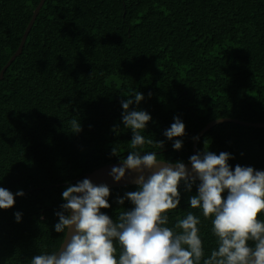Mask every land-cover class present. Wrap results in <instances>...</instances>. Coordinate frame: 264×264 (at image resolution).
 <instances>
[{
    "label": "trees",
    "instance_id": "obj_1",
    "mask_svg": "<svg viewBox=\"0 0 264 264\" xmlns=\"http://www.w3.org/2000/svg\"><path fill=\"white\" fill-rule=\"evenodd\" d=\"M38 2L0 0V70ZM132 91L144 99L129 110L152 117L141 135L153 143L139 150L160 160L188 162L193 137L211 120L264 122V0H44L0 79V187L25 193L0 209V264H31L58 249L64 234L54 231V213L62 192L131 150L121 101ZM173 117L185 124V135L174 138L183 141L180 150L163 135ZM161 140L163 149L155 143ZM204 150L230 153L232 168H264V128L220 122L197 140L196 153ZM198 183L188 192L181 182L180 205L166 213L165 226L189 212L199 217L207 258L217 248L212 218L188 202ZM109 189L111 207L101 212L115 221L132 207L117 197L137 185ZM258 219L264 222V211Z\"/></svg>",
    "mask_w": 264,
    "mask_h": 264
},
{
    "label": "clouds",
    "instance_id": "obj_2",
    "mask_svg": "<svg viewBox=\"0 0 264 264\" xmlns=\"http://www.w3.org/2000/svg\"><path fill=\"white\" fill-rule=\"evenodd\" d=\"M124 96L128 98L121 101V118L132 133L131 150L120 157L119 166H113L109 175L120 182L126 172L136 174L137 189L116 199L118 205L129 201L131 209L114 221L101 212L111 207L107 185H94L87 178L69 184L62 192L64 203L54 213L58 217L54 231L64 234V241L56 251L34 255L31 264H264V222L258 219L264 211V171L239 164L232 168L228 161L234 157L228 152L198 151L189 157V170L182 161L159 160L157 152L140 151L146 142L153 143L141 135L152 117L144 110H129L144 99L142 93L132 91ZM71 127L73 133L81 131L77 120L71 121ZM163 135L172 141L173 150H180L183 141L174 138L185 135V124L173 117ZM155 143L159 149L165 146L163 140ZM111 155L119 156L116 148ZM182 181L188 192L199 181L196 194L188 198L189 205L200 209L205 219L212 218L217 248L207 258L198 235L199 217L189 212L174 228L165 226L166 213L180 205ZM24 195L0 187V209L13 207L15 196ZM21 216L14 213L17 222Z\"/></svg>",
    "mask_w": 264,
    "mask_h": 264
},
{
    "label": "water",
    "instance_id": "obj_3",
    "mask_svg": "<svg viewBox=\"0 0 264 264\" xmlns=\"http://www.w3.org/2000/svg\"><path fill=\"white\" fill-rule=\"evenodd\" d=\"M44 0H39V2L37 3V5L35 6V8L33 9L32 15L24 29V32L21 36L20 42L18 44L17 49L14 51V53L9 57V59L7 60V62L3 65V67L0 70V79H2L4 71L6 70V68L10 65V63L14 60V58L20 54L22 47L24 45V42L26 40V37L28 35V32L31 28V26L33 25V22L36 18V15L38 14L42 4H43ZM234 122L237 124H241L244 126H248V127H252V128H264V122H248V121H243V120H239V119H235V118H229V117H222V118H217L214 120H211L209 122H207L204 127L199 131V133L195 136L199 139V137L202 135V133L211 128L212 126L220 123V122ZM193 139V144H192V150H193V154H196L197 151V140ZM160 160V159H159ZM120 161L117 162H109L107 164H104L100 167H97L95 169H93L92 171L86 172L83 174V176L81 177L80 180L82 179H90L91 182L94 185H100V184H105L108 187L111 186H125V185H133L135 184V178H136V174L134 172H126L125 177L120 181V182H114L113 179L111 178V176L109 175V172L111 170V168L113 166H119ZM186 167L190 170L191 169V165L186 162L185 163ZM256 170H260V171H264V168L261 169H256ZM64 241V237L62 239L61 244ZM61 244L59 245V247L61 246ZM58 247V249H59ZM57 249V250H58Z\"/></svg>",
    "mask_w": 264,
    "mask_h": 264
}]
</instances>
